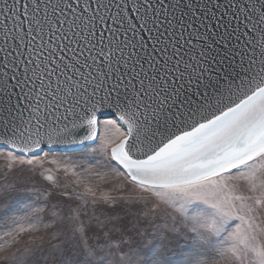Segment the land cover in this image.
Listing matches in <instances>:
<instances>
[{
    "label": "snow or ice",
    "instance_id": "1",
    "mask_svg": "<svg viewBox=\"0 0 264 264\" xmlns=\"http://www.w3.org/2000/svg\"><path fill=\"white\" fill-rule=\"evenodd\" d=\"M0 264H264V0H0Z\"/></svg>",
    "mask_w": 264,
    "mask_h": 264
},
{
    "label": "rangeland",
    "instance_id": "2",
    "mask_svg": "<svg viewBox=\"0 0 264 264\" xmlns=\"http://www.w3.org/2000/svg\"><path fill=\"white\" fill-rule=\"evenodd\" d=\"M106 120H113V119H112V118H111V119H104V120H101V121L103 122V121H106ZM117 124L119 125L118 122H117ZM119 127L122 128L120 125H119ZM108 135L111 136L113 139H115V138L119 135V133L116 131V129H112V130L108 133ZM94 146L98 147L99 145L96 144V145H94ZM202 209H204L203 206L200 207V208L193 209L192 211H202Z\"/></svg>",
    "mask_w": 264,
    "mask_h": 264
},
{
    "label": "water",
    "instance_id": "3",
    "mask_svg": "<svg viewBox=\"0 0 264 264\" xmlns=\"http://www.w3.org/2000/svg\"><path fill=\"white\" fill-rule=\"evenodd\" d=\"M115 119V117L113 116V114L111 113V111L110 110H107V109H105L104 110V113L103 114H101V116H100V119L101 120H104V119ZM118 123H119V121H117ZM120 125V124H119ZM122 128H123V125H120Z\"/></svg>",
    "mask_w": 264,
    "mask_h": 264
},
{
    "label": "bare ground",
    "instance_id": "4",
    "mask_svg": "<svg viewBox=\"0 0 264 264\" xmlns=\"http://www.w3.org/2000/svg\"><path fill=\"white\" fill-rule=\"evenodd\" d=\"M205 209H202V211H204Z\"/></svg>",
    "mask_w": 264,
    "mask_h": 264
}]
</instances>
